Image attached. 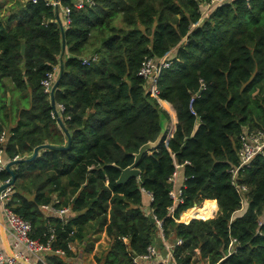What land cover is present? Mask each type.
<instances>
[{"label":"trees","instance_id":"obj_1","mask_svg":"<svg viewBox=\"0 0 264 264\" xmlns=\"http://www.w3.org/2000/svg\"><path fill=\"white\" fill-rule=\"evenodd\" d=\"M59 1L18 0L6 17L0 5V137L8 132L0 150L13 160L42 146L13 166L8 204L51 248L35 263L85 264L80 250L92 251L105 231L110 245L97 263L138 264L162 229L169 243L181 241L177 264H264V152L233 172L242 137L264 130V0H224L205 16L213 0ZM63 38L54 96L71 145L58 150L45 145L68 138L43 81L56 70L59 77ZM148 58L170 62L158 90L176 128L143 155L140 177L119 184L121 169L169 118L140 75ZM176 165L183 202L172 209ZM54 200L71 207L66 222L43 209Z\"/></svg>","mask_w":264,"mask_h":264},{"label":"built area","instance_id":"obj_2","mask_svg":"<svg viewBox=\"0 0 264 264\" xmlns=\"http://www.w3.org/2000/svg\"><path fill=\"white\" fill-rule=\"evenodd\" d=\"M87 1L93 3V0H87ZM222 1L224 0H213L211 4H208L206 11L204 12V16L209 13L211 8L215 4L220 3ZM78 3L79 6H81L83 4V0L79 1ZM48 4H53L58 6L60 4V1L48 0ZM63 15L66 22L69 23L70 10L68 7L64 8ZM98 58H99L98 55L86 57L83 59V64H90L91 62L96 61ZM169 64L170 62L166 58L161 59L159 62L155 61L153 58H148L146 59L140 70V75L147 80V91L157 100H161V98L159 97V90H158V80L160 76V71L162 66H168ZM57 73H58L57 70L56 72L48 73L46 79L43 81L45 92L50 95L52 92L53 85L57 78ZM56 108L59 116H61V113L65 109L64 105L58 104L56 105ZM53 116L57 118L54 110H53ZM174 124L176 125V121ZM174 124L167 129L168 137H171L174 132L173 131ZM7 135L8 132H3V134L0 137L1 142H4L6 140ZM242 139H243L242 145L239 149L240 164L236 168V170H233L234 173H236L239 168L250 167L255 156L258 155L259 153L264 152V130L246 134L242 137ZM16 159H19V157L17 156L13 160ZM8 161L9 159H6L4 156V151L0 150V174L6 171V166ZM176 167L177 170L174 173L173 177L170 179L173 185L171 194L174 199V205L172 209H174L178 203L183 202L182 189L184 185L182 186L178 185V180L180 177L179 169L181 168V165H176ZM10 181L11 178L5 180L0 178V185L9 183ZM236 186L238 185L236 184ZM242 189L246 190V187L243 186ZM13 191H14V185H9L0 193V208H1L2 217L4 219V225L8 226L9 231L12 234L13 243H14V246L9 245L14 256L10 255L7 249L4 250L0 243V264H16L18 260H22V261L27 260L25 254L21 251L22 247L25 250H29L33 253H42L51 250L49 244L47 246H43L31 238L32 223L28 220H25L23 217L15 213L9 207L8 204ZM148 194L150 195L152 200V195L150 193ZM57 202L58 200H54L51 204L44 205L43 209L49 213H53L59 216L62 220L66 222L69 218V214L72 212V209L70 206H64V207L55 206ZM158 224L161 227L162 223L160 221H158ZM4 225H1L0 222V240H1L2 227L4 230ZM160 233L164 238L162 229ZM236 242H237L236 239H232L230 244V252L233 250V245ZM180 243L181 241L177 239V242L173 241V244L168 242V244L166 245V248L168 250L167 256L170 262L169 261L164 262L159 259V253L155 245H150L148 247L147 253L139 258L136 257L135 262L138 264H144V262L146 261L148 262L146 264H177L174 257V247L175 245H178ZM57 253L62 254L63 252L57 251Z\"/></svg>","mask_w":264,"mask_h":264},{"label":"water","instance_id":"obj_3","mask_svg":"<svg viewBox=\"0 0 264 264\" xmlns=\"http://www.w3.org/2000/svg\"><path fill=\"white\" fill-rule=\"evenodd\" d=\"M74 2H79L80 0H73ZM58 9V7H57ZM61 28H62V31H64V26L61 24ZM25 44H23V53H25ZM65 50H66V43H65V38H63V49H62V54H61V64H60V73H59V77L57 78V80L55 81L54 85H53V88H52V92H51V103H52V107H53V110L55 111V114L57 116V121L60 125V127L64 130V132L66 133L67 135V138H68V141H67V144L64 145V146H54V145H50V144H47L45 146L49 147V148H52V149H58V150H62V149H67L70 147L71 145V136H70V133L68 132V130L66 129L65 127V124L63 123L61 117L59 116L58 114V111H57V108H56V101H55V96H54V93H55V90L56 88L58 87V84H59V81L62 77V74H63V70H64V61H63V55L65 53ZM10 95L8 96V101L10 102ZM168 126V120L166 122H164V129L162 131V133L160 134V136L158 137V139L154 142H148L144 145L141 146V148L139 149V152L135 154V159H134V162L124 168V169H121V174H120V177L118 179V183L119 184H122V183H126L129 179L133 178V177H140V174H141V171L140 169L138 168V163L140 162L141 158L143 157V155L149 151H151V149L153 148H156L161 140L163 139V137L165 136V134H167V128ZM176 128V125L174 124V127H173V131L175 130ZM170 137L167 136V140L169 139ZM42 146H37L34 150V153L31 157L29 158H19V159H16V160H9L8 163H7V166H6V170L8 172H10L11 174V181L9 183H6V184H2L0 185V193L9 185H14L15 183V179H16V174L13 170V166L16 165V164H19V163H22V162H30V161H33L36 156L38 155L39 153V150L41 149ZM151 219L153 221H155V218L151 217ZM0 222L2 225H4V219L2 217V214H1V208H0ZM2 233L3 235H5V232L4 230L2 229ZM6 236V235H5ZM174 242H177V239H174L173 240ZM7 247V251L9 252L10 255L14 256L13 252L11 251L9 245L6 246ZM136 257V255H135ZM18 261H22V260H18ZM25 262L27 264H30L27 260H25Z\"/></svg>","mask_w":264,"mask_h":264},{"label":"crops","instance_id":"obj_4","mask_svg":"<svg viewBox=\"0 0 264 264\" xmlns=\"http://www.w3.org/2000/svg\"><path fill=\"white\" fill-rule=\"evenodd\" d=\"M16 1H18V0H0V5L3 7L5 17L10 14L9 9L11 8V5H13ZM61 11H62V9H61ZM16 24H17V20L13 21L11 25L14 26ZM166 102H168V101H166ZM173 111H175L174 108H173ZM175 121H177V119ZM179 173H180V171H179ZM181 184L182 183H181V180L179 177L178 185H181ZM146 200L148 201V203H150V201H151V197L148 193H146ZM2 229H3V227H2ZM4 230H5L6 236L3 235V233H1L0 243H1L2 248L5 250V249H7V247H6L7 245H13L14 246V243H13L12 234L10 233L7 225H4ZM93 239L95 241H94V247H93L92 251L87 252L84 250H80V258L82 261L85 262V264H98L96 261V258H95L96 255L100 256L103 253H105L107 251V249L109 248V245H110L109 237L107 236L105 231L101 232L96 237L94 236ZM167 244H168V241L162 237L161 233H159L158 240L154 243V245L156 246V248L158 250L159 259L164 261V262L165 261L170 262V260L167 256V253H168V250L166 248ZM72 248H73V250H78L77 245H74ZM21 251L25 254L27 261L30 264H36L35 262H37L39 260H43V254L42 253H33L29 250H25L23 247L21 248ZM146 263H148V262L147 261L144 262V264H146ZM16 264H27V263L25 261H18Z\"/></svg>","mask_w":264,"mask_h":264},{"label":"rangeland","instance_id":"obj_5","mask_svg":"<svg viewBox=\"0 0 264 264\" xmlns=\"http://www.w3.org/2000/svg\"><path fill=\"white\" fill-rule=\"evenodd\" d=\"M164 100H158L160 108L164 109L165 111L168 112L169 114V118H168V126L167 128H169L170 126H172L175 123L176 120V115H175V111H173V107L171 106L170 103L164 101ZM166 102V103H165ZM168 103V104H167ZM167 130V129H166ZM200 264V263H199Z\"/></svg>","mask_w":264,"mask_h":264}]
</instances>
